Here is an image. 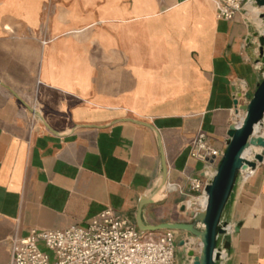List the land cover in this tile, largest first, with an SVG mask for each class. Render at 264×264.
<instances>
[{"label":"crops","instance_id":"0c3cea01","mask_svg":"<svg viewBox=\"0 0 264 264\" xmlns=\"http://www.w3.org/2000/svg\"><path fill=\"white\" fill-rule=\"evenodd\" d=\"M244 11L225 21L211 0H0V264L33 230L84 227L107 209L136 225L143 197L145 225L184 223L203 170L193 141L224 150L238 84L253 92L263 77ZM262 154L224 213L223 264H264Z\"/></svg>","mask_w":264,"mask_h":264},{"label":"built area","instance_id":"2783aa9c","mask_svg":"<svg viewBox=\"0 0 264 264\" xmlns=\"http://www.w3.org/2000/svg\"><path fill=\"white\" fill-rule=\"evenodd\" d=\"M211 1L215 4L216 18L225 21L245 12L248 4L252 5V0ZM237 88L241 94L246 89L244 83ZM223 152L214 149L203 134L193 141L190 156L203 164L202 176L190 181L194 200L204 199V189ZM159 234L156 241H142L145 233L107 209L84 227L33 230L25 238H15L11 244V264H176L174 240L177 232L161 231ZM40 243L51 256L39 249Z\"/></svg>","mask_w":264,"mask_h":264},{"label":"water","instance_id":"95a60500","mask_svg":"<svg viewBox=\"0 0 264 264\" xmlns=\"http://www.w3.org/2000/svg\"><path fill=\"white\" fill-rule=\"evenodd\" d=\"M252 6L264 10V0H252ZM264 28V12L258 15ZM259 57L255 64L259 66L262 80L256 84L253 92L245 89L241 94L237 88L234 110L236 115L243 113L240 123L232 122L227 131L225 149L212 178L204 189V207L196 206V200L189 202V207L182 206L179 211L191 219L190 223H165L156 226L145 225L142 221V209L153 204L152 198L143 197L138 203L135 216L137 229L142 233L175 231L184 233L177 244L181 250L183 264H223L229 248V224L223 220L236 184L243 179L244 173H251L263 160L264 138L258 135L257 129L264 128V35L257 31ZM260 149L252 159L243 155L246 151ZM166 181V168L163 164V179ZM237 227L235 228V231ZM195 241L200 247L198 252L190 249L189 241Z\"/></svg>","mask_w":264,"mask_h":264},{"label":"rangeland","instance_id":"374dc122","mask_svg":"<svg viewBox=\"0 0 264 264\" xmlns=\"http://www.w3.org/2000/svg\"><path fill=\"white\" fill-rule=\"evenodd\" d=\"M253 7H255V6H253ZM263 12H264V10H263ZM253 20H254V22L256 23V26H257V31L259 32V33H261L262 35H263V32H264V28L261 26V23L259 24L258 22H256V20L258 19V18H255V17H253L252 18ZM259 55V54H258ZM259 57V56H258ZM257 57V58H258ZM189 205V204H188ZM179 220L180 221H183L184 223H190L191 222V219L189 218V217H185V216H183V215H181L180 217H179ZM159 234V232L158 233H145V235H144V238H143V240L142 241H156L158 238H157V235ZM186 235L184 234V233H180V232H177V235H176V237H175V240H174V244H175V247H177V244L179 243V241L183 238V237H185ZM195 241H192V240H190L189 241V246H190V249L193 251V252H198L199 250H200V247L198 246V245H195V243H194ZM40 249L42 250V248L40 247ZM176 261L177 262H180L181 261V250H177L176 251Z\"/></svg>","mask_w":264,"mask_h":264},{"label":"bare ground","instance_id":"6f19581e","mask_svg":"<svg viewBox=\"0 0 264 264\" xmlns=\"http://www.w3.org/2000/svg\"><path fill=\"white\" fill-rule=\"evenodd\" d=\"M246 9L248 11V15L252 16V17H255V18H258V15L261 12H263V9H258L256 7H253L250 4H248L246 6ZM256 22H258L259 24L261 23V21L259 19H257ZM242 118H243V113L240 112L237 115V118H236L235 122L240 123ZM257 132H258L259 136L264 138V128L257 129ZM259 152H260V149H252L251 151H246L243 156L246 159H252L255 156V154H258ZM204 203H205V199H203V198L202 199L200 198V199L196 200V206L199 207V208H203L204 207ZM186 207H189V205H187Z\"/></svg>","mask_w":264,"mask_h":264}]
</instances>
